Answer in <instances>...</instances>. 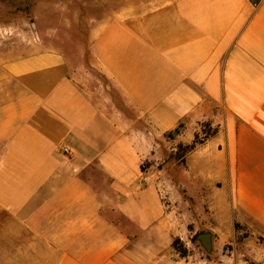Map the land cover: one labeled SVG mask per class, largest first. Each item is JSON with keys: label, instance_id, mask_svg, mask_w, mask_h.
I'll use <instances>...</instances> for the list:
<instances>
[{"label": "crops", "instance_id": "obj_1", "mask_svg": "<svg viewBox=\"0 0 264 264\" xmlns=\"http://www.w3.org/2000/svg\"><path fill=\"white\" fill-rule=\"evenodd\" d=\"M99 9L92 63L122 105L82 55L39 48L4 66L16 95L0 101V264H264V0ZM206 123L216 131L179 162ZM199 199L231 254L174 248Z\"/></svg>", "mask_w": 264, "mask_h": 264}, {"label": "rangeland", "instance_id": "obj_2", "mask_svg": "<svg viewBox=\"0 0 264 264\" xmlns=\"http://www.w3.org/2000/svg\"><path fill=\"white\" fill-rule=\"evenodd\" d=\"M117 0H0V101L15 97V81L7 79V84H13V92L5 91L4 66L8 60L18 55L32 53L39 48H57L68 56H84V68L103 92H109L115 102L122 105V99L116 89L110 84L97 66L92 63L91 28L87 25L86 16L101 14V3ZM148 1V0H143ZM90 3V4H88ZM97 10H85V6ZM77 9V10H76ZM89 15V16H88ZM77 24V25H76ZM84 69V71H85ZM12 95V96H11ZM209 127L199 133V140L206 137ZM178 148V146H177ZM202 208L201 216L190 219L189 230L184 235L185 245L199 259L221 257L222 253L231 254L233 246L226 243L220 248L213 247V252L207 253L197 238L201 231H212L214 223L212 207L208 199H199ZM205 203L204 206L202 204ZM182 240V239H181Z\"/></svg>", "mask_w": 264, "mask_h": 264}, {"label": "trees", "instance_id": "obj_3", "mask_svg": "<svg viewBox=\"0 0 264 264\" xmlns=\"http://www.w3.org/2000/svg\"><path fill=\"white\" fill-rule=\"evenodd\" d=\"M209 125H210L209 123L204 124V129H206L207 127H209V130L211 129V131L207 130V132L205 133L206 137H209L210 135H212L216 131V129H213ZM186 129H187V124L185 122H180L175 129H173L167 133V136L171 137V138H175L176 136H178L182 132L186 131ZM198 137H199V133H196L195 139L192 143H189V144L180 143V144H178L177 151L173 155V157H175L177 160H179V162H185L186 155L196 147L197 143L203 141V139L199 140ZM201 232H203V231H201ZM173 246H174V248H176V250L182 256H187L188 254H190V250L185 245L183 240H181L180 237L174 238Z\"/></svg>", "mask_w": 264, "mask_h": 264}, {"label": "water", "instance_id": "obj_4", "mask_svg": "<svg viewBox=\"0 0 264 264\" xmlns=\"http://www.w3.org/2000/svg\"><path fill=\"white\" fill-rule=\"evenodd\" d=\"M198 240L201 242L204 249L207 253L213 252V232L212 231H203L198 233L197 235Z\"/></svg>", "mask_w": 264, "mask_h": 264}, {"label": "built area", "instance_id": "obj_5", "mask_svg": "<svg viewBox=\"0 0 264 264\" xmlns=\"http://www.w3.org/2000/svg\"><path fill=\"white\" fill-rule=\"evenodd\" d=\"M254 1V3L257 5V4H259L260 2H261V0H253ZM65 149V151H68V148H64ZM143 166H145V164L143 165ZM140 184L141 185H145V181H144V179H142L141 181H140ZM165 198V197H164ZM250 264H258V263H250Z\"/></svg>", "mask_w": 264, "mask_h": 264}]
</instances>
